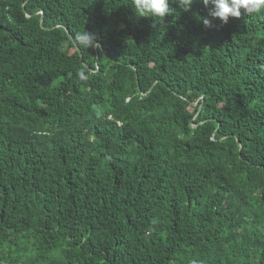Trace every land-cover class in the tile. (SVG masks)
<instances>
[{
	"label": "trees",
	"instance_id": "1",
	"mask_svg": "<svg viewBox=\"0 0 264 264\" xmlns=\"http://www.w3.org/2000/svg\"><path fill=\"white\" fill-rule=\"evenodd\" d=\"M169 8L0 0V264H264V10Z\"/></svg>",
	"mask_w": 264,
	"mask_h": 264
},
{
	"label": "clouds",
	"instance_id": "2",
	"mask_svg": "<svg viewBox=\"0 0 264 264\" xmlns=\"http://www.w3.org/2000/svg\"><path fill=\"white\" fill-rule=\"evenodd\" d=\"M170 0H131L132 9L136 18H151L154 24L163 25L164 18L172 12L169 8ZM177 6L188 11L193 0H171ZM201 3L208 9V14L213 19H219L222 24H227L230 17L239 18L241 10L251 15L264 10V0H201ZM205 28L211 27V21L202 19ZM77 47L88 50L89 48L99 49L97 34L84 30L77 32L73 37Z\"/></svg>",
	"mask_w": 264,
	"mask_h": 264
}]
</instances>
